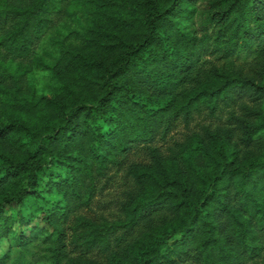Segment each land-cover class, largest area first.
I'll return each instance as SVG.
<instances>
[{"label":"trees","instance_id":"1","mask_svg":"<svg viewBox=\"0 0 264 264\" xmlns=\"http://www.w3.org/2000/svg\"><path fill=\"white\" fill-rule=\"evenodd\" d=\"M261 56L264 0H0V264H264ZM235 93L246 117L175 137Z\"/></svg>","mask_w":264,"mask_h":264},{"label":"rangeland","instance_id":"2","mask_svg":"<svg viewBox=\"0 0 264 264\" xmlns=\"http://www.w3.org/2000/svg\"><path fill=\"white\" fill-rule=\"evenodd\" d=\"M264 56H261L258 62L264 66V60H262ZM257 62V63H258ZM238 70H242L244 75H249L255 78L256 80L264 83V79L260 76L259 69L252 68L248 64H241L237 65ZM259 74H258V73ZM45 76L41 73L35 75V80L37 86L44 88L43 82L45 81ZM45 94H49V91L44 90ZM233 101L229 102L228 105H220L216 111L213 113L205 109L200 115H197L194 120L191 122L189 129L179 128L178 132L175 134V137L179 139L185 133H193V132H200L202 128L209 127H224L230 125V115L234 114L236 116H243L246 117L249 112L247 111L248 108L254 107L256 101L247 93H240L234 94ZM236 140V138H234ZM130 185V180L126 175L123 169L117 168H109L106 172V175L102 177L99 187L100 193L96 198L95 203L93 204L92 208L95 213L101 215L103 217L112 219L116 216L120 215V203L124 199V195L126 190H128ZM43 201H38L40 205H50L52 202L51 199L56 201L57 197L55 194H43L42 197ZM50 202V203H49ZM41 208V206H40ZM7 215L17 216L18 214V207H9L7 206L5 209ZM17 218V217H16ZM34 224L38 225L35 221ZM15 235L18 234L19 226L15 228ZM170 243L164 245L163 253L166 254L169 251ZM9 248V241L7 239H3L0 241V256L4 255ZM38 264H47L44 260L40 259Z\"/></svg>","mask_w":264,"mask_h":264},{"label":"clouds","instance_id":"3","mask_svg":"<svg viewBox=\"0 0 264 264\" xmlns=\"http://www.w3.org/2000/svg\"><path fill=\"white\" fill-rule=\"evenodd\" d=\"M262 60H264V58H262ZM193 66L195 67V64H193ZM188 71H191V69H188ZM164 103H167V100H165ZM169 115H171V113H169Z\"/></svg>","mask_w":264,"mask_h":264}]
</instances>
